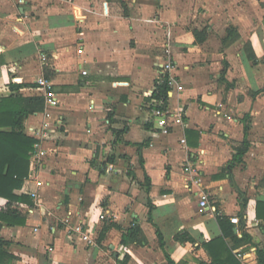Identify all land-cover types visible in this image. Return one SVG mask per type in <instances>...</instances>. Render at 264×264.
I'll return each instance as SVG.
<instances>
[{"label": "crops", "instance_id": "obj_1", "mask_svg": "<svg viewBox=\"0 0 264 264\" xmlns=\"http://www.w3.org/2000/svg\"><path fill=\"white\" fill-rule=\"evenodd\" d=\"M165 62L176 65L168 103L183 114L167 135L152 104ZM19 94L42 98L22 130L48 154L38 167L31 152L15 190L41 201L16 204L24 224L3 223L6 264H212L218 214L240 219L225 238L234 258L258 264L264 0H0V101Z\"/></svg>", "mask_w": 264, "mask_h": 264}, {"label": "trees", "instance_id": "obj_2", "mask_svg": "<svg viewBox=\"0 0 264 264\" xmlns=\"http://www.w3.org/2000/svg\"><path fill=\"white\" fill-rule=\"evenodd\" d=\"M11 87L19 89L23 85L12 84ZM170 89L166 75L161 84H156L153 97L166 103ZM22 100L24 99L19 94L0 101V197L7 199L6 207L0 209V264H6L12 260V256L6 250L9 242L1 236L3 223L24 224L25 216L16 204H33V200L28 195H18L15 190L21 188L25 179L31 174V152L36 142L34 138L23 132V123L30 114L37 111L42 98H29L27 105H22ZM3 125L7 129H2ZM248 148L249 144L245 140L237 149L234 160L243 161ZM256 214L259 219L264 220V201H258ZM218 221L223 230V236L210 241L207 245L215 247L216 254L213 255L212 264H238L232 254V249L225 240L229 235H234L230 217L218 214ZM250 238L249 234L244 233L242 238H238V243L250 242ZM222 252L226 254V257H222ZM257 258L258 264H264V247H258ZM170 264L176 263L170 260Z\"/></svg>", "mask_w": 264, "mask_h": 264}, {"label": "built area", "instance_id": "obj_3", "mask_svg": "<svg viewBox=\"0 0 264 264\" xmlns=\"http://www.w3.org/2000/svg\"><path fill=\"white\" fill-rule=\"evenodd\" d=\"M164 70L167 72L168 80L170 86L175 83L174 71L176 69V65L172 62H165L163 64ZM84 74H87L84 71ZM164 81V77H161L158 81V84H161ZM39 83L45 87L47 101L50 106H57L58 100L56 95H54L52 91V83L51 81L41 78L39 79ZM176 84V83H175ZM156 88V87H155ZM181 89L182 87L179 86ZM152 104L154 105L153 114L157 118V128L159 129L160 134L167 135L170 132V128L172 127L174 122L183 123V114L181 109L173 110L171 109L168 101L165 103L162 100H157L156 98H152ZM33 162L36 166H43V161L48 154V150L43 147L42 142H36L33 150ZM185 171L189 173H195L196 170L190 165H186ZM27 179V178H26ZM25 179V181H26ZM31 198L34 200L35 204H39L41 201L40 194L37 190H28ZM201 206L202 208H206L208 203V196L205 193H201ZM231 222L234 224H238L240 219L238 217L231 218ZM64 223L68 226V232L70 234H78L80 235L84 241H86L89 245L94 244L95 240L93 239L91 232L85 228V223L81 219L74 220L72 217H67L64 220ZM241 259V258H240ZM238 264H245L242 260L238 262Z\"/></svg>", "mask_w": 264, "mask_h": 264}]
</instances>
